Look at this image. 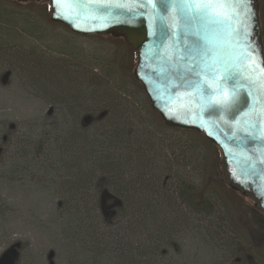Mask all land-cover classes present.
<instances>
[{
	"label": "rangeland",
	"instance_id": "374dc122",
	"mask_svg": "<svg viewBox=\"0 0 264 264\" xmlns=\"http://www.w3.org/2000/svg\"><path fill=\"white\" fill-rule=\"evenodd\" d=\"M259 7L264 39V0ZM50 14L42 0H0V259L264 264L252 238L264 227L261 212L224 182L216 148L159 126L137 94V55L126 38L74 35ZM110 110L109 123L81 129L86 116L97 121ZM113 122L131 132L116 149ZM109 148L121 169L113 192L126 206L114 223L101 216L95 194L102 166L93 156ZM188 184L206 191L213 213L178 199Z\"/></svg>",
	"mask_w": 264,
	"mask_h": 264
},
{
	"label": "water",
	"instance_id": "95a60500",
	"mask_svg": "<svg viewBox=\"0 0 264 264\" xmlns=\"http://www.w3.org/2000/svg\"><path fill=\"white\" fill-rule=\"evenodd\" d=\"M42 1L51 8V22L74 35L124 36L137 55L133 75L154 111L167 126L197 132L217 147L228 187L264 214V39L259 0L213 5L222 18L235 13L222 25L184 15L172 0ZM204 37L213 41L210 57L204 55ZM229 96L236 103L223 106Z\"/></svg>",
	"mask_w": 264,
	"mask_h": 264
},
{
	"label": "trees",
	"instance_id": "16d2710c",
	"mask_svg": "<svg viewBox=\"0 0 264 264\" xmlns=\"http://www.w3.org/2000/svg\"><path fill=\"white\" fill-rule=\"evenodd\" d=\"M115 35L116 34H110V36H115ZM93 37H96V36H93ZM137 94L143 98L144 105L149 109L150 114L154 117L159 116L154 111V109L151 107L149 98L146 96L143 87H142L141 91L139 90V92H137ZM112 99H114V101H115V105H114L113 109L116 110L117 112L120 111L122 105L117 103V102H120V99L119 98L116 99L115 97H112ZM112 111L113 110H110V112L109 111L104 112V114H101L100 117H98L97 121H94L95 120L94 115L86 116L83 119L84 123L82 124L81 129L83 131H86L89 129L91 124H93L95 122H100V120L109 123L110 119H111L110 115H112L111 114ZM159 118H160V116H159ZM114 119H116V118L114 117L113 120ZM158 124L162 129L165 128L167 130L174 131V132L178 131L179 133H182L184 135L191 134L193 137L199 138L204 143L213 146L214 148H216L218 150V153L221 154L220 150L217 147H215L212 143H210L208 140H206L204 137H202L197 132L171 128L163 122L162 118H160V121L158 122ZM112 125L115 128L117 127L116 125L119 126V129L117 128V130H116L114 138H111L115 141L114 147L116 149L117 145L122 146L124 144V141L122 139H125V137H130L131 132H129L126 128H123V129L127 130V132H125V130L122 129L124 124H121V123L118 124L117 122L116 123L113 122ZM109 151H110V148L105 151L106 154H101V155H98V153L95 152L96 154L93 156L96 158L95 163H94L95 166L97 164L102 166V169L100 172L101 175L95 181V189H96L95 194L100 199L99 206H100L101 216H103V219L106 220L107 222L114 223L115 220H117L119 217H121V215L126 211V206L124 205V203H122V201L120 199V195H116L113 192L116 189L118 190V186H116V184L114 183L113 180L119 179L117 177V174H118V172L121 171V169L115 163L118 159H116V156H114V154L109 153ZM218 169H220L222 179L225 182V179L223 177L224 172H223V169L221 168V161L218 162ZM121 176H123V175H121ZM90 178H91V180L94 179L92 174H90ZM178 199L181 202H183V204H186L188 207H191L197 213L198 212L199 213L200 212H206L209 214L213 213V209H214L213 203H212V201H210L206 197V191H204V190L198 191L194 186H191L189 184L183 185L182 189H180V194H179ZM259 214L264 218V214H262V213H259ZM252 238L253 239L255 238L256 240L260 241L261 243L259 242V244H261L262 246L259 245V246L254 247V245L251 242L248 243L246 246H244V250H243V253L246 254L245 257L250 255V253L252 254L251 251L254 248H256V249L260 248V247L264 248V227L254 228V233L252 234ZM244 254H243V256H244ZM245 257H243L242 259H244ZM4 259H5V256H3L0 259V264H5L3 262Z\"/></svg>",
	"mask_w": 264,
	"mask_h": 264
},
{
	"label": "snow or ice",
	"instance_id": "6c2138e0",
	"mask_svg": "<svg viewBox=\"0 0 264 264\" xmlns=\"http://www.w3.org/2000/svg\"><path fill=\"white\" fill-rule=\"evenodd\" d=\"M57 2L80 3L81 0H57ZM146 2L156 3L157 0H146ZM172 2L180 6V9L184 15L190 14L192 18H197L202 21H207L210 25H222V24H226L227 20L231 19L235 15V13H230L227 18H222L219 14H216L212 6L220 5V4H224V5L233 4L234 5V4L240 3L241 0H172ZM197 5H199L200 7H197ZM162 11L166 14L168 11V7H165L164 9H162ZM236 34L238 35L239 33L237 32ZM203 39L206 44L204 55H208L210 57L212 53L213 41L208 37H204ZM243 58L247 59L248 53H244ZM208 68L211 69V65H208ZM197 75L199 76L200 73H197ZM235 103H236L235 97L229 96L228 99H225L222 102V105L226 107H231Z\"/></svg>",
	"mask_w": 264,
	"mask_h": 264
}]
</instances>
